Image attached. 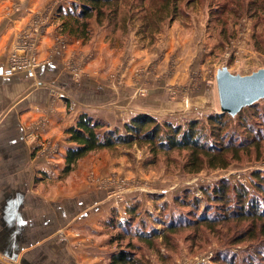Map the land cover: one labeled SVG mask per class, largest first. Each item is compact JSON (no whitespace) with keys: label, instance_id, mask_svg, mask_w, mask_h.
<instances>
[{"label":"rangeland","instance_id":"1","mask_svg":"<svg viewBox=\"0 0 264 264\" xmlns=\"http://www.w3.org/2000/svg\"><path fill=\"white\" fill-rule=\"evenodd\" d=\"M42 1V11L34 10L35 33L39 35L44 23L49 20L50 25L54 26L56 46L65 49L72 35L61 32L63 17L58 15L60 9L67 12L71 8L76 10V0ZM140 2L144 9H140ZM162 2L119 0L115 17L105 15L98 22L95 16H91L87 19L90 33L72 36L81 46V49L74 51V56L78 54L80 61L70 54L65 67L74 79L79 80L84 75L82 66L87 58L95 57L97 78L102 82L99 85L104 88L95 85L94 90L97 93L101 88L102 93L107 90L106 100L100 95L98 97L102 98H97L94 106L85 105L82 99L78 101L64 94L60 88L47 85L48 90L55 96L65 98L68 111H77V115L86 112L92 118L105 122L108 127L117 126L120 129L125 121L139 112L148 113L159 122L172 124L183 123L190 118L200 119L205 124L208 114L221 112L216 75L228 74L232 77L264 68V0H177L175 10L168 9V13L160 9ZM112 7H105V12L108 14ZM147 13L152 16L149 22L142 19ZM170 14H173L172 18ZM141 24L147 28L141 27ZM170 42L173 49L167 54ZM166 55L169 59L165 68L159 71L158 64ZM179 58L187 61L186 64L178 62ZM38 64L37 61L35 69ZM176 67L184 80L165 84L166 77L173 74ZM76 68L80 70L74 74ZM126 75L133 81L131 86L127 85L129 91L125 88ZM160 85L167 89V94H160L162 97H158L160 95L157 93ZM123 88L126 93L121 91ZM256 102L263 109L264 95ZM104 108L107 111L105 116L98 113L99 109ZM43 143L48 151L51 148L54 152L57 150L55 143L48 142V139L40 144ZM149 147L148 143L135 142L93 150L81 157L74 168L65 174L61 173L63 161L58 172L59 178L66 177L68 183V178L78 165L85 164L84 176L79 182L81 186H95L93 189L104 195L101 207H106L102 213L106 212V218H98V221L107 231L110 248L115 250L118 244L130 239L138 244L136 251L145 264H222V260L214 259L221 258L223 254L219 253L225 250L236 256L234 264L248 261L264 263L263 226L262 229L257 227L252 236L247 232L240 234L244 235L242 238L233 239L249 224V220L238 223L228 221L215 229L203 224L182 225L176 230L166 231L164 236L152 237L150 242L138 240L133 235L110 242V237L122 231L112 228L111 221L114 224L120 219L127 226L134 224L136 227L141 223L145 230L152 226L158 230L170 219L172 222L181 221L185 217H192V213H200L207 206L216 209L217 203L209 200L206 190L223 178L230 184L244 185L251 197L264 205V194L252 183L259 181L254 171L264 174V142L259 152L251 149L248 153H241L226 168L204 167L196 173L188 172L183 167L187 150L158 151L154 155ZM79 182L75 187L79 186ZM79 192L82 195L85 193ZM127 207L135 208L134 212L130 213ZM150 215H154L159 222L152 221ZM261 220L264 221V218ZM125 232L123 236L127 235Z\"/></svg>","mask_w":264,"mask_h":264},{"label":"crops","instance_id":"2","mask_svg":"<svg viewBox=\"0 0 264 264\" xmlns=\"http://www.w3.org/2000/svg\"><path fill=\"white\" fill-rule=\"evenodd\" d=\"M43 5L42 0H0V264H106L113 248L98 221L106 218V212L102 214L106 207H101L104 195L95 186H81L84 163L68 183L58 176L68 146L65 130L78 112L68 111L65 98L52 94L47 85L91 106L100 95L106 100L107 90L101 92L95 57L87 58L79 80L65 67L70 54L81 49L74 37L69 36L65 49L57 47L49 20L39 35L35 33L34 10L42 11ZM27 39L35 40L31 48L39 62L35 75L5 74L13 53L28 52ZM167 47L168 54L171 42ZM74 57L80 61L78 54ZM167 59L168 55L161 59L159 71ZM182 75L176 67L165 84L181 82ZM124 82L129 91L127 85L133 81L126 75ZM95 85L103 88L97 93ZM162 85L157 87L158 95L167 94ZM125 88L121 91L126 93ZM98 113L105 116L107 111ZM45 139L55 143V152L40 144Z\"/></svg>","mask_w":264,"mask_h":264},{"label":"trees","instance_id":"3","mask_svg":"<svg viewBox=\"0 0 264 264\" xmlns=\"http://www.w3.org/2000/svg\"><path fill=\"white\" fill-rule=\"evenodd\" d=\"M162 1L159 5L160 9L167 13L168 9L175 10L177 0ZM118 2L119 0H76L74 2L76 10L71 8L67 12L60 9L58 17H63L61 32L64 31L74 37L87 35L90 33L87 19L95 16L100 22L105 15H109L110 18L115 17ZM138 5L140 9H144L141 2ZM108 6H113V9L107 14L105 7ZM172 15L170 14L171 18ZM151 18L149 13L142 16V19L147 22L151 21ZM141 27L147 28L142 24ZM203 122L197 118H190L179 124H172L168 121L159 122L154 116L139 112L125 121L120 129L117 126L108 127L105 122L92 118L86 112H81L77 115L74 124L65 130L66 140L70 144L65 150L61 173L65 174L72 170L78 160L90 151L112 148L119 144L130 145L135 142L148 143L154 155L158 151L187 150L183 167L188 172L196 173L204 167L226 168L231 160L238 159L241 153H248L251 149H254L256 153L259 152L264 142V126H262L264 125V108L257 106L256 101L242 106L235 113L208 114L206 123ZM253 174L258 176L259 181L252 183L260 193L264 194V174L261 175L258 171H254ZM206 193L211 202L217 203L216 209L207 206L200 213H192L190 214L192 217H185L181 221L172 222L170 219L164 223V227L158 230L153 226L145 230L139 223L137 227L132 225L134 228L132 231V226H127L124 220L118 219L114 224L111 221L112 228H119L122 231L118 232L117 236L110 237V242L132 235L138 240L150 242L152 237L164 236L168 231L176 230L182 225L203 224L209 229H215L217 225H224L228 221L238 223L241 220H249V224L233 236L235 241L244 236H240L241 233L248 232L252 236L258 230L257 227L262 229L263 226L264 228V221L261 220L264 218V205L252 198L244 185L230 184L227 179L223 178L210 190H206ZM127 208L130 213L135 210L132 207ZM208 209H211V212ZM150 216L152 221L159 222L154 215ZM123 231L127 235L123 236ZM118 245L115 250L108 253L106 264H145L144 259L136 251L138 244L129 239L126 243ZM226 252L227 250L219 253L223 254L220 255L221 258L214 259L216 254L213 259L222 260V264H234L236 256ZM243 264L254 263L248 261Z\"/></svg>","mask_w":264,"mask_h":264},{"label":"water","instance_id":"4","mask_svg":"<svg viewBox=\"0 0 264 264\" xmlns=\"http://www.w3.org/2000/svg\"><path fill=\"white\" fill-rule=\"evenodd\" d=\"M216 79L221 112L235 113L264 95V68L232 77L218 73Z\"/></svg>","mask_w":264,"mask_h":264},{"label":"built area","instance_id":"5","mask_svg":"<svg viewBox=\"0 0 264 264\" xmlns=\"http://www.w3.org/2000/svg\"><path fill=\"white\" fill-rule=\"evenodd\" d=\"M29 51L26 53H13L10 57L9 64L5 67L4 73L5 74H12L14 72L23 71L27 75L32 76L34 74V69L37 64V59L34 54V45L35 42L28 41L27 43ZM33 50H32V49ZM75 73L80 69H75Z\"/></svg>","mask_w":264,"mask_h":264}]
</instances>
